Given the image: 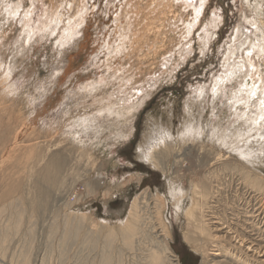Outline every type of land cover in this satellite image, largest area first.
Masks as SVG:
<instances>
[{"label": "bare ground", "instance_id": "1", "mask_svg": "<svg viewBox=\"0 0 264 264\" xmlns=\"http://www.w3.org/2000/svg\"><path fill=\"white\" fill-rule=\"evenodd\" d=\"M53 1L55 0L51 2ZM207 1L58 0L57 15L50 20L51 24L46 30L42 27L45 22H41V15L36 7L19 12L20 6L14 5L13 0H0L2 5L0 8L1 234L7 233L9 228L8 211L30 209L38 212L43 218L49 213L48 207L51 203L62 207L63 204H59L60 200L57 199L61 192L68 191L70 182L67 183L66 178L69 175L78 174L82 167L80 158L70 157L69 159L62 152H46L45 155L34 156L36 148L47 151L44 145L50 143L53 138L52 131L56 130L53 128L56 116L50 119L49 124L41 122V119L48 113L45 105L47 96L41 98L42 96L38 94L31 96L30 92L27 95L22 92L21 97L24 100L21 104H17V100H20L18 96L21 95L18 91L26 92L28 87L24 86L23 80L22 83L19 82L22 75L19 77L16 75L17 68L22 61L19 62L16 58L27 51L25 46H31V41L43 33L52 35L58 31L56 48L59 49L57 52L59 56L63 53V48L78 46L80 43L79 46L88 52L87 58L90 65L91 62L95 65L96 59L92 57L101 52L110 53L112 56L119 55L123 58L125 53L134 55L142 47L147 48V56L159 57L160 52L168 49V37H171L169 33L173 34L172 28H175V24L180 20L181 25L184 26L183 29L179 28L180 41L175 45L181 53L185 50L188 54V49L191 50L195 42L193 36L196 35V38L201 39L202 42L208 41L210 37L207 39V35L212 34L210 29L218 27L217 19L214 17L212 23H208L210 25L204 24ZM253 1L252 4L251 0H246L247 5H251L254 16L248 21L246 18L243 19V24L236 28L225 53L222 65L224 72L212 78L208 86L201 87L199 90L195 89L193 96L185 101L183 122L179 123L181 127L177 130L180 150L183 149L184 153H173L168 141H171L174 133L169 131L167 124L158 123L159 119L157 122L152 117L148 119L146 133L136 148V160L161 170L167 180V193L162 195L159 192L150 191L149 188L143 189L141 195L130 201L126 216L118 220L117 227L109 229L99 227L95 230L93 226L91 229L87 227L85 219H88V213L85 212L68 213L67 218L61 221V242L65 235L71 234V240L75 241L74 243L79 242L85 246L84 252L86 249L94 250L98 245L101 246L99 258L92 264H110L111 255L107 249L114 248L120 254L118 262L114 264H181L176 252H173L170 247L171 231L165 214L169 208H172L177 220L183 218L185 222L184 241L201 257V264H264L262 228L264 221L260 220L259 223H255L256 218L264 211V172L260 169L264 167V7L262 4L264 0ZM18 3L23 8V0H19ZM20 10L23 11V9ZM14 31H18L16 37L12 36ZM10 37L16 39L11 40ZM238 55H240L239 58ZM174 59L175 55L167 65L171 66ZM67 69L51 73V79L54 77L53 81L57 82L58 78L62 89H64L63 85L66 86L72 80L71 75L69 79H67L69 76L66 77L67 71L70 70ZM109 69H115L113 75L109 73L114 78L117 77L119 72L116 67L109 66L106 72ZM243 74H245L244 82L240 79L242 82L238 89L230 92L224 91L225 85L230 83V80L235 81L236 77L239 79ZM98 75V79L94 75L97 80L94 78L93 82L85 83L84 86L81 85L84 83L82 81L83 83L73 90H77L80 94L83 93L85 97L97 98L99 96L97 92L102 83L110 77L104 78L100 73ZM25 77H28V74ZM129 87L124 89L118 97H114V104L107 102V104L94 108L96 110L93 116L94 121L101 118L123 117L124 122L132 127L133 120L131 121L130 118L134 115V111L140 110L144 105V99L148 95L144 96L142 93L137 99V104L133 102L135 100L133 95L137 92L133 87L129 90ZM49 90L54 89L48 87L47 91ZM261 95L260 103L253 101V97L259 98ZM109 96L113 95L109 93ZM220 96H223L224 101H221V107L217 108V101L222 100ZM195 109L198 110L197 117L193 115ZM207 111L211 119H206ZM79 121H82L83 125L75 126L70 123V128L75 130L76 127L79 129V126H85L87 119L82 118ZM58 128L61 129L62 125ZM29 132L37 134L31 137ZM202 134L215 139L216 142L212 141V145L220 151H233V157L226 161L221 152L217 151L213 154L216 150L212 154L208 153L200 158L195 157L199 162V168L204 171L198 175L192 172L193 177L186 188L179 181L177 171L182 166L184 167L186 158L193 153V147L189 149L188 146L202 143V140H197ZM123 138L128 140L130 137L125 135ZM156 146L159 150L155 154ZM185 149L187 152L184 151ZM8 152H17L10 163H7L9 160H4ZM3 161L6 163L3 164ZM219 162H221L219 167L212 171L211 165H217ZM123 182L124 180L119 182L120 189L126 184ZM228 193L232 196L234 194L231 202L227 199ZM42 218L41 225L43 224ZM2 219L4 223L1 224ZM53 231L54 228L51 232ZM4 239L6 237L3 238V242ZM3 242L0 243V264H17L13 261L15 259L16 261L21 260L19 264L34 263L32 254L36 251L31 252V247L25 249L20 246L21 251L19 250L20 253L17 256L19 258L15 256L14 259L10 256L12 258L10 259L7 255V248L2 249V244H5ZM12 242L17 243L15 239L9 241L10 244ZM117 242H120L118 247L115 245ZM66 245L67 243L56 253L61 260L65 258L62 253L67 249ZM80 249L82 250L81 247ZM84 260L79 263L74 262L86 264Z\"/></svg>", "mask_w": 264, "mask_h": 264}, {"label": "rangeland", "instance_id": "2", "mask_svg": "<svg viewBox=\"0 0 264 264\" xmlns=\"http://www.w3.org/2000/svg\"><path fill=\"white\" fill-rule=\"evenodd\" d=\"M13 1L14 5L18 4L20 6L18 9L19 12H25L30 8L36 7L41 15V22H45V24L42 25L45 29L51 24L50 20H53L55 15H57L56 7L58 6V0H55L56 2H51L52 0H40L39 2H37V0H23V8L22 5L18 3L19 0ZM253 2L254 1L251 0L250 3L253 4ZM262 4L264 7V2ZM1 6L0 3V8ZM250 6L251 5H247L246 0H208L204 24L210 25L208 23H212V18L214 17L217 19L216 21L219 28L215 27L213 30L210 29V33L212 34L207 35V39L210 37L208 41L205 40L202 42L201 39L196 38V35L193 36L195 42L191 50L188 49V54H186L185 50L181 53V50L175 45L180 41L179 28L181 27V29H183L184 26L181 25L182 23L180 20L175 24V28H172L174 30L173 34L169 33L171 37H168V49L165 52H160L158 54L159 57L147 56V48L142 47L143 49H138L134 55L125 53L123 58L119 55L112 56L110 53L101 52L92 57L96 59L95 65H92V62L90 65V61L87 58L88 52H85L82 46H79L81 45L80 43L78 46L73 45L68 48H63L64 54L62 53L60 54L61 56H59L57 53L59 49L56 48V41L59 36L58 31L52 34L54 36L43 33L37 36L34 41H31V46H25L27 51L25 53L23 52L22 56H20V54L16 58L19 62L22 60L21 65L17 68L16 75L17 77L22 75L24 78L21 76L19 82L22 83L23 80L24 86L28 87L26 92L18 91L21 95L18 96L20 100H17V104H21L22 100H24V98L21 97L24 93V95H27L30 92L29 94L31 96L33 94H38L40 97L42 96L41 98L47 96L49 99H45L47 101L45 105L48 113L41 119V122L49 124L51 121L50 119L56 116V122L53 126L56 130L53 129L52 131L53 138L50 143L44 145L47 151L36 148L34 156H42L45 155L46 152H62L64 155L66 154V158H80L82 167H80L81 170L78 174L69 175V177L66 178L67 183L70 182L68 191L61 192L57 199L60 200L59 204H63V206H54V203H51L48 207L49 213L47 216L42 218V215L30 209L8 211L9 228L7 233H0V238L6 237V239H4L5 244H2V249L4 247L7 248V255L10 259L15 256V258H19L17 256L20 253L19 250L21 246L25 249L31 247V252L36 251V254H32L35 264H39V262H42V264H76L74 261L79 263L86 257L85 260H87V262L85 260L83 262L92 264L98 260L101 246L98 245L94 250L85 248L86 250L84 252L83 249L85 246L79 242L74 243L75 241L73 242L71 240V234L65 235L62 242L60 241L61 221L67 218L68 213H88V219H85L87 220V227L93 229L92 227L94 226L95 230H98L99 227L109 229L119 225L118 220H122L126 216L128 204L136 196L141 195L143 189L149 188L150 191L154 193L159 192L162 195L167 193V180L163 176L161 170L154 169L144 162L136 160V148H138L137 146L141 143L143 135L146 133L145 131L149 123L148 119L152 117L156 119L157 122L159 119L158 123H162L163 125L167 124L169 131L174 133L171 141H168L169 146H172L171 149L173 153H184L183 149L180 150L181 145L179 146L178 143L179 136L177 135V130L181 127L179 123L182 124L183 122L185 101L193 96L192 93L195 89L199 90L201 87L208 86L210 84L209 81L224 72L222 65L226 55L225 53L227 52L226 50L230 40L233 39L232 37L236 28L243 24V19L246 18L248 21L254 16L252 7ZM20 9H23V11ZM182 22H184L183 18ZM17 33L18 31H14L12 36L16 37L18 35ZM43 36L44 38H42ZM13 37H10L12 38L11 40L16 39ZM199 42L200 44H198ZM29 50L31 52H29ZM73 50H75V52ZM174 55V63H172L171 66L167 65L168 61L174 58ZM19 56L21 59H19ZM67 56L69 57L67 58ZM239 57L240 55H238V58ZM109 66H115L116 70H118L119 74L115 77L117 79L112 76L115 69H109L108 72H106ZM65 68H68L67 70L70 69L67 71L70 74L67 73L66 77L69 76L67 77V79H69L71 75L72 80L67 84L69 86L63 85L64 89H62V86H59L62 84L58 83V78L57 82L53 81L54 77L51 79V73H57V70H64ZM73 71H77L78 73L76 74ZM109 72L112 73V75ZM98 73L104 78L110 77L107 81L102 83L97 92L99 95L97 98L92 99L88 96L85 97L83 93L80 94L79 92L77 93V90L74 91L81 83L84 82L81 84L84 86L85 83L93 82L92 80H94L95 76H97L96 78L98 79ZM27 74L28 77H25ZM241 76L242 77L239 79L236 77L235 81L230 80V83H225L224 91L230 92L238 89L239 84L242 81L244 82L245 74ZM256 77L255 75V78ZM96 78L95 80H97ZM240 79L243 80L241 81ZM152 83L154 84L152 85ZM129 86L133 87L137 92L133 95V98H135L133 102L137 104V99L142 93H144V96L146 94L148 95L147 98L144 99V105L138 110L139 112L136 110L133 113L134 115L131 116L130 120H133L132 127H129L130 124L128 125L124 122L123 117L120 116V118H101L98 121H94L95 118H93V116L96 114L94 108H98L102 104H107V102L109 104H114V97H118V95ZM48 87L54 90L47 91ZM109 93L113 96L110 97ZM64 94H66V96ZM261 97L262 95L259 96V98L253 97V101L256 100L257 103H260ZM220 99L222 100H218V104L216 103V106H218L217 108L221 107L220 103L224 101L223 96H220ZM194 111L193 115L197 117L196 113L198 110L195 109ZM209 114L210 113L206 114V119H211ZM70 116L73 117L70 118ZM82 118L87 119V122L84 124L85 126H79V129L76 127L75 130L70 128V123L75 126L80 124L83 125V122L79 121ZM78 121L79 123H77ZM206 123L208 124L209 120ZM59 125H62L61 129L58 128ZM35 133L31 134V132H29V136L31 135V137H33L37 134ZM125 135H129L130 138L124 140L123 137H125ZM198 138L197 140H202V143H198L199 146H197V143L188 146L189 149L193 147V153L191 152L192 154L186 158L187 161L184 162V167L182 166V168L177 171L179 181L186 188L193 177L192 172L198 175L204 171L199 168V162L196 161V158H200L202 155L208 153L212 154V152L216 150L213 154L217 153V151L221 152V155H224L223 159L229 161V159L233 157L232 153H234L233 151H230V153L215 148L212 145V141L216 142V140L208 137L207 134H202ZM208 149H210V151ZM158 150L159 148L156 146L155 154ZM184 151H186V149ZM16 155L17 152H8L4 160H9L7 163H10ZM2 163L5 164L6 162L3 161ZM219 164H221V162L217 165L213 164L214 167L211 165V170L214 171L217 169L216 167H219ZM260 169H263L264 172V167ZM128 176H130V179ZM123 180V183L126 184L120 189L119 182ZM231 197L234 198V194L232 196L231 193H228L227 199H229V202L232 201ZM173 213L172 208H169L168 212L165 213L171 231L170 237L172 239L169 240L171 249L173 252H176L181 264H201V257L194 252L190 246L188 247L184 241L185 222L183 218L181 217L177 220ZM41 218L43 219L42 225L40 224ZM5 220L6 218L4 222ZM260 220L264 221V211L256 218L255 223H259ZM4 222L2 219L1 224ZM262 225L264 234V222H262ZM52 228H54L53 232H51ZM3 238L0 239V243L3 242ZM12 239L13 241L15 239L17 243L12 242L13 245L12 243L10 244L9 241ZM77 239L81 240L79 238ZM100 241H102V239H100ZM65 243H67V249L63 250L62 253V256L65 258L61 260L56 253H58V250L61 249ZM119 243L120 242H117L115 245L118 247L120 246ZM107 250L111 255L112 262L110 264L118 262L120 255L118 250L115 248ZM81 253H83V255ZM85 255L86 257H84ZM10 256H12V258ZM19 260L20 259L16 261L15 259L13 261L19 264L21 262V260Z\"/></svg>", "mask_w": 264, "mask_h": 264}]
</instances>
